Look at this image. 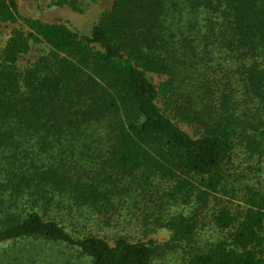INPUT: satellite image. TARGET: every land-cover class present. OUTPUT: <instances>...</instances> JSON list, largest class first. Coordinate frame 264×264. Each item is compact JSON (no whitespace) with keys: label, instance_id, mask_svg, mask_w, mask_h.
Listing matches in <instances>:
<instances>
[{"label":"trees","instance_id":"obj_1","mask_svg":"<svg viewBox=\"0 0 264 264\" xmlns=\"http://www.w3.org/2000/svg\"><path fill=\"white\" fill-rule=\"evenodd\" d=\"M16 7L0 0V21ZM25 25L0 61V264H76L60 247L89 264H154L149 238L76 237L48 214L77 206L98 221L115 179L137 172L171 181L172 202L213 211L222 235L205 246L196 211L165 223L173 242L196 245L187 264H264V182L228 167L241 149L264 166V0H113L81 37ZM32 41L49 52L19 66ZM232 58L252 116L209 79L208 63Z\"/></svg>","mask_w":264,"mask_h":264},{"label":"rangeland","instance_id":"obj_2","mask_svg":"<svg viewBox=\"0 0 264 264\" xmlns=\"http://www.w3.org/2000/svg\"><path fill=\"white\" fill-rule=\"evenodd\" d=\"M70 1V4L58 6L54 3L55 0H16V20L14 22L0 21V61L3 47L11 31L26 26L27 20L62 24L81 37L90 33L93 25L111 7L113 0ZM30 44L28 53L19 59V66L28 65L39 55L47 54L50 50L42 43L32 41ZM208 64L211 66L209 79L217 84L216 93L223 90L229 92L233 97L237 113L252 116L256 106L249 98L243 82L239 80L241 79L240 63L232 58L220 61L219 65L214 60ZM171 118L191 132L188 125L176 120L173 115ZM242 152H244L243 149L237 150L232 163L228 165L229 171L232 174L237 172L239 175L247 173L245 179L250 178V183L256 177L264 182V166L256 170L258 166L256 159H248ZM171 186L172 182L167 179L157 176L146 177L137 172L131 176L115 179V195L111 208L107 214H101V219L98 221L96 215L90 218L83 213L85 210L82 208H78L80 213H74L77 206H67L60 210L50 209L48 214L76 237L94 235L105 238L109 242L118 236H125L130 240L149 238L158 247L153 260L154 264H187L188 256L192 254L193 247L195 248L196 245L190 247L173 242L171 232L165 227L166 222L175 218L177 214H190L196 211V242L202 246L217 240L222 233L214 226L213 211L172 202L173 199L169 194ZM74 215L77 219H73ZM61 249L66 251V258L74 257L76 264H89L87 260L77 257L79 255L77 252L72 255L69 250L60 247Z\"/></svg>","mask_w":264,"mask_h":264}]
</instances>
